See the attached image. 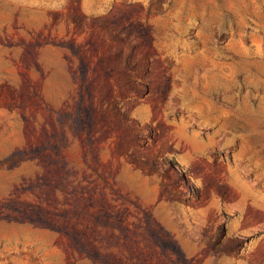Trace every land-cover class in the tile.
Returning a JSON list of instances; mask_svg holds the SVG:
<instances>
[{
    "label": "rangeland",
    "instance_id": "rangeland-1",
    "mask_svg": "<svg viewBox=\"0 0 264 264\" xmlns=\"http://www.w3.org/2000/svg\"><path fill=\"white\" fill-rule=\"evenodd\" d=\"M0 264H264V0H0Z\"/></svg>",
    "mask_w": 264,
    "mask_h": 264
}]
</instances>
